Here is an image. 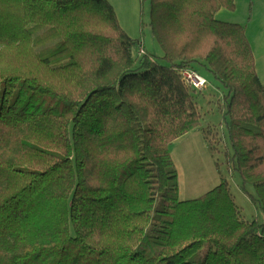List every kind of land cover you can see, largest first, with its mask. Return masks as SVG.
Returning <instances> with one entry per match:
<instances>
[{
	"label": "trees",
	"instance_id": "trees-1",
	"mask_svg": "<svg viewBox=\"0 0 264 264\" xmlns=\"http://www.w3.org/2000/svg\"><path fill=\"white\" fill-rule=\"evenodd\" d=\"M145 1L162 64L108 0H0V264H264L226 176L181 201L169 149L208 141L182 74L203 65L264 214V84L246 31L216 20L235 0Z\"/></svg>",
	"mask_w": 264,
	"mask_h": 264
},
{
	"label": "rangeland",
	"instance_id": "rangeland-1",
	"mask_svg": "<svg viewBox=\"0 0 264 264\" xmlns=\"http://www.w3.org/2000/svg\"><path fill=\"white\" fill-rule=\"evenodd\" d=\"M108 1L116 11L119 24L127 35L134 40L139 39L141 48L149 55H154L156 60L162 64L160 59L164 51L154 39L149 26L151 13L149 2L143 3V0ZM192 69H195L207 80L203 93L193 91L191 96L197 103V110L202 117L201 128L209 129L208 141L213 147L209 146L200 131L184 135L170 145L171 156L179 175V200H193L218 187L221 173L228 179L231 185V194L244 219L250 222L264 223L263 211L252 203L250 197H256L253 186H247L248 193L242 191L241 179L232 172L226 157L231 156L232 152L222 119L225 110L223 99L226 90L203 65L195 64ZM14 85V83H8V86Z\"/></svg>",
	"mask_w": 264,
	"mask_h": 264
},
{
	"label": "crops",
	"instance_id": "crops-1",
	"mask_svg": "<svg viewBox=\"0 0 264 264\" xmlns=\"http://www.w3.org/2000/svg\"><path fill=\"white\" fill-rule=\"evenodd\" d=\"M235 6L234 12L226 9L220 11L216 15V20L243 27L251 44L255 69L260 82L264 84V0H235ZM198 74L201 76L199 72Z\"/></svg>",
	"mask_w": 264,
	"mask_h": 264
},
{
	"label": "built area",
	"instance_id": "built-area-1",
	"mask_svg": "<svg viewBox=\"0 0 264 264\" xmlns=\"http://www.w3.org/2000/svg\"><path fill=\"white\" fill-rule=\"evenodd\" d=\"M140 53L143 54V51H141ZM182 74L186 84L191 85L192 88L197 92L203 93L204 88L207 85V80L203 76L201 77L198 72H196L192 68L183 70Z\"/></svg>",
	"mask_w": 264,
	"mask_h": 264
}]
</instances>
